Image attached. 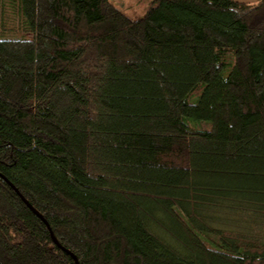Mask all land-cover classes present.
Segmentation results:
<instances>
[{
    "label": "trees",
    "instance_id": "16d2710c",
    "mask_svg": "<svg viewBox=\"0 0 264 264\" xmlns=\"http://www.w3.org/2000/svg\"><path fill=\"white\" fill-rule=\"evenodd\" d=\"M148 10L0 0V264H264V0Z\"/></svg>",
    "mask_w": 264,
    "mask_h": 264
},
{
    "label": "rangeland",
    "instance_id": "374dc122",
    "mask_svg": "<svg viewBox=\"0 0 264 264\" xmlns=\"http://www.w3.org/2000/svg\"><path fill=\"white\" fill-rule=\"evenodd\" d=\"M111 3L116 7L119 8L121 11H123L128 18H131L132 20H140L143 18L146 13L149 11L148 9L151 7V4L154 0H110ZM246 1H255V0H246ZM9 20L6 21L7 27L9 30L4 32L3 36H0V39H7V38H21L25 39L31 37L30 35H26V33H23L22 30H20L19 26V16L14 14H8ZM213 227L221 228V229H232V230H242L243 227L241 226L244 223H241L240 225L235 224V221L231 222H222L216 220L215 222L211 223ZM250 232H252L254 235H257V237L262 238L264 240V217H261L260 221H256V223H253L248 227Z\"/></svg>",
    "mask_w": 264,
    "mask_h": 264
},
{
    "label": "water",
    "instance_id": "95a60500",
    "mask_svg": "<svg viewBox=\"0 0 264 264\" xmlns=\"http://www.w3.org/2000/svg\"><path fill=\"white\" fill-rule=\"evenodd\" d=\"M21 195V194H20ZM21 197H22V199H23V201L26 203V205H28L31 209H32V207H31V205H29V202L21 195ZM38 216H40L42 219H44L40 214H37ZM44 222H45V224L48 226V223L46 222V220L44 219ZM49 227V226H48ZM55 242L58 244V242H57V240L55 239ZM59 245V244H58ZM67 251V250H66ZM68 252V254L71 256V257H73V259H75L76 260V262H77V264H79V262H78V259L76 258V256L72 253H70L69 251H67Z\"/></svg>",
    "mask_w": 264,
    "mask_h": 264
},
{
    "label": "crops",
    "instance_id": "0c3cea01",
    "mask_svg": "<svg viewBox=\"0 0 264 264\" xmlns=\"http://www.w3.org/2000/svg\"><path fill=\"white\" fill-rule=\"evenodd\" d=\"M243 1H246V0H243ZM255 1H257V0H255ZM255 1H247V2H250L251 3V2H255Z\"/></svg>",
    "mask_w": 264,
    "mask_h": 264
}]
</instances>
